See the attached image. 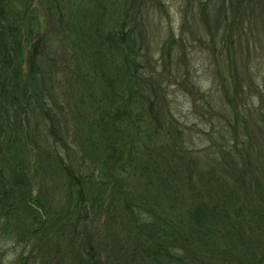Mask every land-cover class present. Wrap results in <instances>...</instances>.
Returning <instances> with one entry per match:
<instances>
[{
  "label": "trees",
  "instance_id": "1",
  "mask_svg": "<svg viewBox=\"0 0 264 264\" xmlns=\"http://www.w3.org/2000/svg\"><path fill=\"white\" fill-rule=\"evenodd\" d=\"M250 1L222 9L227 51ZM150 3L0 0V235L30 247L14 264H264V115L247 124L228 63L227 146L196 157L141 63Z\"/></svg>",
  "mask_w": 264,
  "mask_h": 264
},
{
  "label": "rangeland",
  "instance_id": "2",
  "mask_svg": "<svg viewBox=\"0 0 264 264\" xmlns=\"http://www.w3.org/2000/svg\"><path fill=\"white\" fill-rule=\"evenodd\" d=\"M160 2V9L150 3L142 14L138 37L141 63L178 119L190 150L196 157L206 159L226 145L225 119H230V113L223 103V93L228 63H233L244 85V94L236 100L247 124L254 127L264 115V0L250 1V10L245 5L248 11L241 13H247L248 20L230 19V31L236 32L233 31L234 45L228 51L221 44L223 31L227 33L222 9L231 0ZM201 2L207 4L209 22L215 17L219 21L217 30L205 26L199 11ZM65 45L58 41L53 46L62 49ZM64 89L60 86L57 90L63 101ZM29 250V246L0 235V264H14Z\"/></svg>",
  "mask_w": 264,
  "mask_h": 264
}]
</instances>
